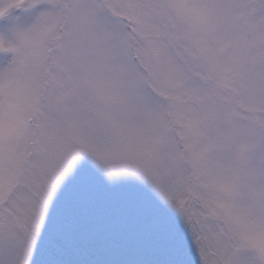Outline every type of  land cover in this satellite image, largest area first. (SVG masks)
I'll return each mask as SVG.
<instances>
[{"label":"snow or ice","instance_id":"obj_1","mask_svg":"<svg viewBox=\"0 0 264 264\" xmlns=\"http://www.w3.org/2000/svg\"><path fill=\"white\" fill-rule=\"evenodd\" d=\"M4 21L0 264H264V0Z\"/></svg>","mask_w":264,"mask_h":264},{"label":"rangeland","instance_id":"obj_2","mask_svg":"<svg viewBox=\"0 0 264 264\" xmlns=\"http://www.w3.org/2000/svg\"><path fill=\"white\" fill-rule=\"evenodd\" d=\"M32 19H33L32 16H26L25 23L31 22ZM0 33L7 36L9 39H12V34L9 31L7 21L0 22ZM12 56H13L12 53L0 52V70L7 67V65L11 62Z\"/></svg>","mask_w":264,"mask_h":264}]
</instances>
